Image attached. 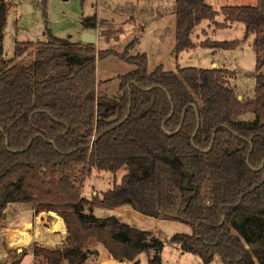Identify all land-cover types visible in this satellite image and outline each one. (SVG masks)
Returning a JSON list of instances; mask_svg holds the SVG:
<instances>
[{"label":"trees","instance_id":"obj_1","mask_svg":"<svg viewBox=\"0 0 264 264\" xmlns=\"http://www.w3.org/2000/svg\"><path fill=\"white\" fill-rule=\"evenodd\" d=\"M10 5L0 0V223L10 203H28L36 213L56 211L68 231L62 246L34 243L33 264H98L101 249L127 264L142 254L163 264L161 238L99 217L96 206L185 221L191 232L170 242L205 263L219 255L224 264H264V0L220 10L208 0H175L176 58L240 47V39L194 40L205 22H240L246 37L255 35V97L247 100L230 82L233 70L177 64L150 72L148 55L133 53L138 38L121 52L60 37L18 41L5 58ZM112 55L131 67L114 76V97L99 91L97 78V59ZM250 112L253 119L241 118ZM95 170L115 178L90 200L83 186Z\"/></svg>","mask_w":264,"mask_h":264},{"label":"rangeland","instance_id":"obj_2","mask_svg":"<svg viewBox=\"0 0 264 264\" xmlns=\"http://www.w3.org/2000/svg\"><path fill=\"white\" fill-rule=\"evenodd\" d=\"M10 10L5 28L4 57L14 55L15 44L18 41L48 42L54 37L69 38L73 42H83L85 31L97 35L94 43L97 50H114L121 52L133 39L140 43L133 53L145 52L149 57L148 69L154 71L164 63L166 70L175 67L166 64L169 54L175 58L176 15L175 0H8ZM208 0L217 9L223 4L249 5L256 0ZM95 15V18H94ZM134 17V18H133ZM224 20L223 14L217 21ZM203 29H205L203 31ZM194 40L201 41L209 38L212 41L242 40L240 47L235 49H217L199 47L181 52L178 56L182 66H196L201 68H226L235 71L230 79L244 100L255 97L256 84V48L255 35L246 37L243 23L236 22L230 27L219 28L211 23L200 25L193 34ZM157 42L156 43L154 42ZM177 66V65H176ZM130 66L117 58L109 56L97 59L98 89L110 96H116L119 80L114 78L130 70ZM111 78V79H110ZM104 88V89H103ZM103 89V90H102ZM243 120L253 119V113L241 117ZM124 171L117 172L120 180ZM115 173L110 171H93L84 181L83 192L90 200L93 195L113 186ZM22 203L14 202V207ZM24 204V203H23ZM25 205V204H24ZM127 212L122 207H94V214L99 217L117 216L139 229L149 230L164 242H170L175 232H191V226L180 219H161L143 214L131 207ZM56 214V213H55ZM4 219L0 223V264H33V256L27 254V249L18 252L8 248L5 241V231L12 223L8 206L3 213ZM171 243V242H170ZM25 253V254H24ZM139 264H148L146 254L140 255ZM127 263V262H126ZM135 264V263H128ZM163 264H224L222 258L216 255L211 263L189 252H183L177 245L167 243L163 251Z\"/></svg>","mask_w":264,"mask_h":264},{"label":"crops","instance_id":"obj_3","mask_svg":"<svg viewBox=\"0 0 264 264\" xmlns=\"http://www.w3.org/2000/svg\"><path fill=\"white\" fill-rule=\"evenodd\" d=\"M219 2L220 4L223 3L222 0H219ZM210 24L211 22H205L202 25L208 26ZM204 30L205 29H203V31ZM96 40H97V35H96ZM154 42L157 45V42L156 41ZM139 43L140 40L138 44ZM166 64H170L176 68V65L180 63L178 58L176 57L174 58L172 54H169L167 57ZM160 65H163L165 68L164 63ZM83 195L88 199H90L87 195H85V192H83ZM24 204L22 203L21 205H18L16 207H14L12 203L8 205V210H10V217L12 219V223L9 224V226L6 228L5 231L6 232L5 243L8 246V248L17 249L18 252L23 251V249H27V252L25 253L27 254L29 253L33 256L32 246L34 243H39L49 248L62 246L68 235L67 227L63 217L60 216L56 211H52V210L49 211L43 210L41 212L36 213L35 209L31 204L28 203H24ZM122 208L125 209V212L130 210L128 209L129 206H123ZM18 232H24V234ZM165 243L172 244L168 241H165ZM98 264H127V263L126 261H120L115 259L113 256L108 254L104 249H101L98 256Z\"/></svg>","mask_w":264,"mask_h":264},{"label":"water","instance_id":"obj_4","mask_svg":"<svg viewBox=\"0 0 264 264\" xmlns=\"http://www.w3.org/2000/svg\"><path fill=\"white\" fill-rule=\"evenodd\" d=\"M82 41L84 43H91L94 44L96 42V34L93 32H89V31H85L82 37ZM241 98V97H240ZM181 128V127H180ZM179 128V129H180ZM184 184L187 185L188 184V177L185 178L184 180Z\"/></svg>","mask_w":264,"mask_h":264},{"label":"bare ground","instance_id":"obj_5","mask_svg":"<svg viewBox=\"0 0 264 264\" xmlns=\"http://www.w3.org/2000/svg\"><path fill=\"white\" fill-rule=\"evenodd\" d=\"M55 215H56V214H55ZM57 218H58V217H57ZM57 218H56V219H57ZM60 218H61V217H60ZM56 222H57V221H56ZM62 224H63V223H62ZM54 226H55V225H54ZM58 228H59V227H58ZM18 233H22V234H24V232H18ZM18 238H19V237H18ZM107 261H108V260H107Z\"/></svg>","mask_w":264,"mask_h":264}]
</instances>
